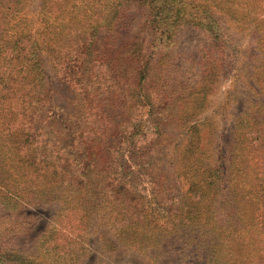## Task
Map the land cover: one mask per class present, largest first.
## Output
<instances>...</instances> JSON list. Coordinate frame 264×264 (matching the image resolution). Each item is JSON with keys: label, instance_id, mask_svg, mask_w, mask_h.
<instances>
[{"label": "rangeland", "instance_id": "rangeland-1", "mask_svg": "<svg viewBox=\"0 0 264 264\" xmlns=\"http://www.w3.org/2000/svg\"><path fill=\"white\" fill-rule=\"evenodd\" d=\"M67 1L65 7L63 0H19L18 20L15 19L17 26H22L26 21L29 25L26 29L36 31L45 14L43 9H48V14L52 15L50 20L59 26V30L70 32H64L63 38L70 36L71 45L76 44L77 39H73V36L80 28L77 25L79 21H74L79 17L77 13L83 10L82 0ZM193 1L206 3L209 13L218 17L219 37L215 39L202 27L191 21H183L175 30L173 44L169 47H157L152 42L147 7L138 0H109L116 10H120L122 20L114 31H100L98 44L100 48H108V51L101 53L109 67L111 66L110 71L105 72L111 75L107 83L118 96L116 99L111 97L110 101L103 97L94 99L92 107L103 114V124L109 122L108 128L115 127L125 116L118 97L125 104L126 93H130V90L126 91L128 84L137 80L141 82L140 89L133 95V100H137L138 93H141L140 97L155 94L163 86L164 80L169 82L171 77L179 81L181 86L191 85V81L196 80L204 72L206 65L212 62L216 65V73L211 75L213 87L205 93L202 109L197 116L189 115L193 110L192 103L180 106L168 104L165 113L158 112L155 122L158 134L152 135L153 129L149 128L151 125L142 127L149 124L147 113L143 110L141 119L138 117L140 131L137 135H125L124 142L121 143L122 134H115L109 129L104 131L92 121L88 124L78 123L83 104L92 96H99L96 93L100 88L94 86L88 96L76 93L67 80L57 75L45 51L42 58L45 74V90L42 91L45 92V102L34 113L30 124L23 125L26 118H20L18 145L12 143L11 135L9 137L0 132L1 144L9 138L4 143V155L0 154V173L5 177L11 172H20L22 164L19 161L23 157L28 158L22 151L25 149L22 147L23 140H27L26 144L31 142V155L44 154L49 156L50 162L56 156L64 157L62 150H67L65 148L72 143L74 136L79 134L81 140L84 139L82 133L85 127L89 131L85 135L91 133L92 137L94 130L96 131L97 139L89 147L90 150L98 151L102 156L109 146L116 147L110 164L117 167L113 177L117 176L124 188L131 190L137 197V204L142 206L140 217L145 222L152 223V226L144 227V231L143 228L136 232L126 230L127 234L120 236L110 225L111 219L118 216L115 212L103 211L106 219L92 215L88 221L90 233L86 242L87 253L79 264H210L208 242L204 241L203 236L209 240L212 233L205 235L204 230L209 225L204 223V218L203 224H198L199 208L205 203L206 206H215L210 216H215L220 224L228 223L231 219L229 215L235 214L234 194L228 186L230 178L236 180V172L243 176V163L238 159L231 163L230 156L236 145L240 144L237 142L241 134L240 122L245 121V115L251 114L256 107L252 102L264 103V91L256 93L259 86L254 82L257 73L254 66L264 64V0L254 7V12H248L249 6L245 0ZM59 30H54L57 34L53 41L58 40ZM52 33L53 31L48 36L52 37ZM110 36L112 41L107 44L106 37ZM125 42H131L139 49V56L131 55L132 61L126 62L125 57H129L126 54L124 60L121 59L120 54L127 48ZM120 44L123 46L119 47ZM74 52L76 51L71 49V53ZM166 68L169 73L164 71V76H158L159 71ZM131 75L135 78H131ZM100 76L96 72L93 74L94 80H98ZM197 92L199 95L203 94L202 91ZM128 97L131 98V95ZM80 101L82 106L79 105ZM160 107L156 104V108ZM138 112L139 110L134 111L131 118L135 119ZM8 115H0V130ZM197 124V140L199 139L198 146L202 149V154L193 161H188V153L191 151L187 150L195 139V132L191 136L185 132L189 125ZM101 132L107 134L102 135ZM99 146L100 149H96ZM15 147L17 149L14 150ZM108 158L111 159V154ZM215 165L221 170V189L216 199H213L214 188L206 190V201L198 199L194 195L196 189H193V182L200 175L209 180ZM16 176L19 177L20 174ZM89 179L92 189L83 186L82 203L86 208L94 210L98 198L95 185L99 179L93 173H89ZM243 180L247 194L256 199L253 182L249 177ZM257 203L259 204V200ZM57 210L56 199L46 200L44 197L22 203L18 198L3 200L0 197V264H36L44 241V230L49 228V224L57 225V215L54 216ZM205 216H208L207 211L203 217ZM235 218L238 219V216ZM167 222H170L169 227L174 224V231H165L163 224ZM67 233L70 235L71 231ZM150 234L152 236L149 239H160V244L154 246L151 240L140 238ZM154 251L162 255L159 258L157 255L152 257L150 253Z\"/></svg>", "mask_w": 264, "mask_h": 264}, {"label": "trees", "instance_id": "trees-1", "mask_svg": "<svg viewBox=\"0 0 264 264\" xmlns=\"http://www.w3.org/2000/svg\"><path fill=\"white\" fill-rule=\"evenodd\" d=\"M63 1H65L62 2L63 6L66 7L68 1ZM85 1L82 0L83 10L77 13L79 17L74 21V23L79 21L77 25L80 28L75 31L73 36V39H77V43L71 45L72 37L63 38L62 34L65 31L59 30V26L57 27L50 20L52 15L48 14L50 13L48 9H43L45 14L40 20V28L32 31L26 29L29 26L26 21L22 26H17L15 19H17L19 11V0H0V115L9 114L3 122V129L0 132L6 133L5 135L9 137L11 135L12 143L18 145L20 143L18 135L20 134L17 132H20V118H26L23 125L30 124L33 121L34 113L45 102V92L42 91V89L45 90V74L42 69V58L45 51V55H49L57 75L67 80L76 93L85 96L92 92L94 86L100 88L96 93L99 96H92L93 98L85 103L86 106L83 104V109L78 115V123L88 124L92 121L94 125L95 123L97 126L99 124V127L104 131L109 129L113 130L115 134H122L121 143L124 142L125 135L138 134L140 131L138 117L141 119L144 112L147 113L149 124H144L142 127L151 125L149 128L153 129L152 135L158 134V127L155 125L158 112L165 113L168 104L180 106L184 103H192L193 110L189 115L197 116L202 109L205 93L213 87L214 80L211 75L216 73V65L212 62L206 65L204 72L197 76L196 80L191 81V85L181 86L179 81L171 77L169 82L164 80L163 86L159 90L157 89L155 94H144L143 97H140L141 93H138L137 100H133V95L138 88L140 89L141 82L133 81V84L126 86V91L130 90V93H126L125 104L118 97V101L124 107V118L115 124V127L108 128L109 122L103 124L104 116L97 112V108L93 109V100L103 97L110 101L111 97L115 98L118 95L113 93V87L107 83L111 75L105 72L110 71L111 66L109 67L108 61L101 54L108 51V48L99 47V34L100 31L112 32L117 29L122 16L120 10H116L109 0ZM138 1L149 9L148 24L154 46H171L174 42L175 30L178 24L183 21H191L202 27L215 39L219 37L220 21L217 16L209 13L208 5L204 2L197 3L193 0ZM245 1L248 2V12H254V7L261 4V0ZM41 5L43 6L42 3ZM73 11L74 8L71 12ZM56 19L57 16H55ZM262 22L264 23V20ZM55 29L59 30L58 40L53 41L57 34ZM52 31V37L48 36ZM69 33L65 32V34ZM111 38L112 36L106 37L107 44L111 43ZM54 42L57 43L54 44ZM121 46L123 45L120 44L119 47ZM125 47H127L126 50L124 52L122 50L120 54L122 60H124L125 54L129 56L125 57L126 62L127 60L132 61V54L139 56V49L131 42H125ZM71 49L76 52L71 53ZM162 65L164 68L165 64ZM168 68L160 70L158 76H164V71L168 72ZM254 71H257L254 82L259 86L255 92H262L264 91V64L255 65ZM95 72L101 75L98 80H94ZM131 78L134 79L135 76L131 75ZM197 91H202L203 94L199 95ZM129 95L131 98L128 97ZM156 104L161 107L156 108ZM252 104L256 107L251 114L245 115L247 117L245 121L240 122L241 134L237 141L240 144L236 145L230 156L231 163L234 159L243 163L241 171L243 176H240V172H236V180L233 181L230 178L228 186L234 194L235 214L229 215L231 219L228 223L220 224L214 218L215 216H210L213 214L212 208L215 206H206L205 203L201 204L199 208L198 224H203L202 218H204V223L209 225V228L204 230L205 235L212 233L209 240L203 236L205 237L204 241L208 242L210 264H264V103L257 101ZM79 105L82 106V101L79 102ZM136 110L139 112L136 118L132 119L131 115ZM197 126L198 124L189 125L186 128L185 133L190 134L189 136L195 132V139L187 150V152L191 151L188 153L190 156L188 161H193L202 154V149L198 146ZM15 127L16 130H14ZM83 132L88 133L89 131L85 127ZM84 133H82L84 135L82 140L81 135L74 136L72 143L65 148L66 152L62 150L64 157L56 156L53 162H50L49 156L44 154L31 155V149H29L31 142L26 144L27 140H23L22 147L25 149L22 151L28 158H20L22 170L15 174L11 172L7 177L0 173V197L3 200L18 198L22 203H25L31 199L45 197L46 200L56 199L58 201V210L54 214V216L57 215L55 219L57 225L49 224V228L44 230L42 236L44 241L41 244V253L40 257H37L36 264H79L87 253L86 242L90 233L88 221L94 214L105 218V213L108 211L109 213L115 212V215L118 216L111 219L110 225L120 236H125L126 230L136 232L143 228L144 231V227L152 226V223L145 222L144 218L140 217L142 206L137 204V197L131 190L127 191L124 188L116 175V178L113 177L117 167L114 168L110 164L114 158L116 147L109 146L105 150L107 152L101 156L98 151L89 149L97 139L96 131L94 130L92 137L91 133L88 135ZM100 134L106 135L107 133L101 132ZM29 137L32 138V136ZM8 139L2 144L0 142V154L2 155H4V143ZM96 149H100V146ZM110 154L111 159L108 158ZM213 170L211 177L208 176L209 180L204 175L196 176L192 186L193 189H196L194 195L198 199L203 198L206 201L208 198L206 190L209 191L212 188H214L213 199H216V195L221 189L219 185L221 170L216 165ZM95 172L98 173L95 174ZM18 173L19 177L16 176ZM89 173H93L95 178L99 179L95 185L98 198L94 204L96 206L94 210L86 208L82 203L83 186H89L90 190L92 189ZM245 177H249L253 182L256 199L247 194L243 180ZM103 202H105L104 205ZM205 211L208 216L203 217ZM236 215L238 219L235 218ZM169 223H164L163 228L165 231L172 232L174 231L172 227L175 226L170 224L171 227H169ZM68 231H71L70 235H68ZM151 236V234L147 237L142 235L140 238L147 240ZM149 240L154 243L152 244L154 246L160 244V239L151 238ZM150 255L152 257L157 255L156 257L159 258L162 254L154 251Z\"/></svg>", "mask_w": 264, "mask_h": 264}]
</instances>
